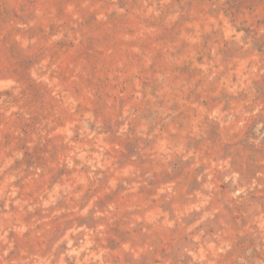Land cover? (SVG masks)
Wrapping results in <instances>:
<instances>
[{"label": "clouds", "instance_id": "1", "mask_svg": "<svg viewBox=\"0 0 264 264\" xmlns=\"http://www.w3.org/2000/svg\"><path fill=\"white\" fill-rule=\"evenodd\" d=\"M31 10L0 29V264L139 257L150 241L135 235L138 190L176 158L188 173L204 165L202 191L174 221L197 215L195 264H264V201L250 200L264 197V158L252 150L264 149V102L252 87L264 77V0H35ZM213 125L220 144L251 146L239 168L209 139ZM249 125L255 138L244 136ZM160 191L175 195L172 185ZM38 212L68 221L43 259V222L24 220ZM89 216L91 226L71 222ZM117 223L133 238L113 252Z\"/></svg>", "mask_w": 264, "mask_h": 264}, {"label": "rangeland", "instance_id": "2", "mask_svg": "<svg viewBox=\"0 0 264 264\" xmlns=\"http://www.w3.org/2000/svg\"><path fill=\"white\" fill-rule=\"evenodd\" d=\"M35 0H0V29L3 26L12 23L20 22L26 23L32 19L31 6ZM229 8H238L244 0H225ZM123 6V2L121 3ZM86 25L91 26V17H88L85 21ZM33 34L42 31L40 28L30 30ZM257 49L264 50V39L256 41ZM229 50L227 54H230ZM25 66L31 63V60L25 59L23 61ZM252 87L255 89L259 100L264 102V77L258 80H254ZM253 125H249L244 136L248 137L251 135L255 138V133L252 132ZM222 136V132L217 125L210 126L209 128V139L217 144V149L220 154L231 152L235 154L234 163L239 168L240 153L250 148V145L243 144L241 140L232 141L229 144H220L219 140ZM243 139V138H242ZM135 143H129L126 151L130 154L135 151ZM256 153L257 158H264V149H252ZM170 167L173 169L172 172L157 174L154 180L150 183V187L143 192L138 194L141 198V203L144 205L139 211H134L133 215L140 216L141 219L137 224V230L135 235L145 238L150 241V250L140 254L139 257H135L130 253H126L121 260L118 257H109L113 264H195L194 257L195 253L192 251L194 241L192 240V232L188 229L195 223L197 215L195 213H187L186 215L179 216L178 223H175L178 213L183 211L186 206V201L193 199L197 193L202 191L201 184H199L195 177L200 175V171L204 168L201 165V169L194 170L192 173H188L186 169L190 168L191 165L188 162L182 161L176 158ZM256 169L249 167L244 170L245 178H252ZM165 185H172L173 192L171 193L161 192L160 189ZM221 192H226L228 187L224 184L219 185ZM159 193V195H157ZM250 200L256 202L257 200L264 201V197H256L255 195L250 196ZM62 204V202H60ZM103 202H101L102 204ZM3 207V202H0V208ZM9 207H12L11 205ZM152 215L156 219L149 223L148 217ZM25 221L33 222L34 220H40L43 222V226L46 229L44 233L48 237V241L38 243V253L43 256L49 251V242L55 240L62 231H66L68 224L67 220H64L63 214L53 223L48 220L46 214L38 212L29 214L24 217ZM216 220V217H213ZM77 227L91 226L95 221L89 216L88 218L75 217L72 221ZM167 223H172L173 228L171 230L166 228ZM63 225V226H62ZM182 225V227H181ZM145 230H147L145 232ZM112 236L107 240L106 247L111 251L115 252L119 247L130 240L133 236L126 228L122 227L117 223L116 227L112 230ZM192 231H195L194 229ZM79 235V234H77ZM82 238V237H81ZM69 239L73 237L69 236ZM78 241L73 240V247H76ZM243 245V241H239L235 246L236 249H240ZM63 250L67 249V243L61 246ZM185 249L188 251L185 252ZM84 253H81L83 257ZM74 264V262H73ZM223 264V262H221Z\"/></svg>", "mask_w": 264, "mask_h": 264}]
</instances>
